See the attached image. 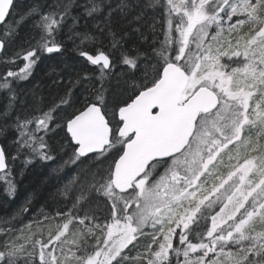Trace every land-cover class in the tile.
<instances>
[{"label": "snow or ice", "instance_id": "6c2138e0", "mask_svg": "<svg viewBox=\"0 0 264 264\" xmlns=\"http://www.w3.org/2000/svg\"><path fill=\"white\" fill-rule=\"evenodd\" d=\"M101 14L90 43L110 51L73 44L93 73L18 107L66 25L89 41L68 21ZM29 22L25 63L0 77V195L14 200L36 161L57 183L27 247L8 225L34 194L3 221L0 264H264V0H0V50ZM131 33L143 50L123 47Z\"/></svg>", "mask_w": 264, "mask_h": 264}, {"label": "trees", "instance_id": "16d2710c", "mask_svg": "<svg viewBox=\"0 0 264 264\" xmlns=\"http://www.w3.org/2000/svg\"><path fill=\"white\" fill-rule=\"evenodd\" d=\"M55 0H24V3H37V4H52ZM82 2V0H81ZM113 4L117 3L118 0H112ZM79 11V9H77ZM158 15V13H157ZM103 19V14L97 15L94 18H89L86 22L82 19L78 24H72V21L69 20L68 24L72 25V28L78 33H88L89 41L81 42L80 36H75L73 40H67L68 27L65 26L63 32L61 33V39L65 40V50L61 53H54L50 56H44L41 63L33 70L32 75L26 81H22L23 87L19 89V100L23 101V104L18 103V107H30L34 104V97L42 96L49 103L55 97L56 94H62L63 90L68 87L69 81L73 80L78 73L87 74L93 73L95 67L91 66L74 50L73 44L75 43L81 48H84L89 54H96V48L101 47L108 53L110 51L108 47V40L105 39L102 45H93L90 43V39L93 35H96V30L93 27V24L96 21ZM31 22L23 26L19 30V35L16 39L15 44L8 49L7 54L4 52L3 56L0 59V77L6 76L5 61L8 62V68L14 71H19V68L25 63L22 58L15 60L13 59L14 53H11L15 49L20 48L24 44L25 39L31 34L32 29L30 26ZM139 47L142 50L146 45L139 44L137 41V36L135 33H131L123 42V47L127 48L129 51L133 47ZM9 50L11 52H9ZM119 51L115 52V56H119ZM19 67H16L18 66ZM54 70V71H53ZM13 78H9L11 81ZM54 81H59V83H54ZM4 80L0 79V93L6 91L3 88ZM4 103L3 96H0V107ZM63 139V134L57 137V142ZM66 158V157H65ZM59 162V161H58ZM22 165L19 161L16 163V169L19 170ZM70 169H65V172H69ZM51 168L42 164L39 161H36L35 164L29 166L25 172L23 179H20L19 176L16 179L19 182L18 193L14 200H9L8 198L0 195V228L5 227L3 221L6 218H11L16 215L21 206L25 203V199L30 195L34 194L31 205L29 206L31 211L29 213H21L16 216V219L11 222L12 225L16 227L13 228V235L18 239H21V242L24 243L27 247L30 244L31 232L29 228H25L24 225L28 224L35 216L40 214V209L43 208L45 211L53 210V200L52 196L55 193L54 185L57 181L54 178L50 177ZM74 175V173H73ZM49 176L50 179L48 183H44V178ZM65 183L67 181H64ZM61 207L63 205H60ZM68 207H71V204H68ZM93 208L97 209L98 212L103 211L102 201L99 204H93ZM35 228V225L31 227ZM52 228H55V222L52 223ZM22 229V231H21ZM39 231V229H37ZM2 235V234H0ZM29 239H25V237ZM26 255V254H25ZM23 256V255H22ZM24 257V256H23ZM20 264H23L20 262Z\"/></svg>", "mask_w": 264, "mask_h": 264}, {"label": "rangeland", "instance_id": "374dc122", "mask_svg": "<svg viewBox=\"0 0 264 264\" xmlns=\"http://www.w3.org/2000/svg\"><path fill=\"white\" fill-rule=\"evenodd\" d=\"M9 52H11L10 50H9ZM11 53H14V51H12ZM16 67H19V65L18 66H16ZM225 163L227 164V163H229V161H228V158L227 157H225ZM231 164H236L237 163V161L235 160V159H233L231 162H230ZM227 168H224L223 169V171L226 173L227 172ZM33 227V226H32ZM72 226L70 225V228H71ZM31 237V236H30ZM18 242H21V239H18ZM29 245V244H28ZM27 245V246H28ZM23 260H24V257L23 256H21V259H20V262H22L23 263Z\"/></svg>", "mask_w": 264, "mask_h": 264}, {"label": "water", "instance_id": "95a60500", "mask_svg": "<svg viewBox=\"0 0 264 264\" xmlns=\"http://www.w3.org/2000/svg\"><path fill=\"white\" fill-rule=\"evenodd\" d=\"M0 28H2V26H0ZM3 54H4V50H0V59H1V57L3 56ZM81 59H83L85 62H87L88 64H90V62H88V61L86 60V58L81 57ZM93 67H95V66H93Z\"/></svg>", "mask_w": 264, "mask_h": 264}]
</instances>
